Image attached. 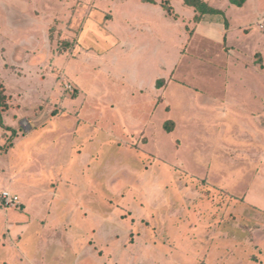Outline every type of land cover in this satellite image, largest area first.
Instances as JSON below:
<instances>
[{
    "label": "rangeland",
    "instance_id": "1",
    "mask_svg": "<svg viewBox=\"0 0 264 264\" xmlns=\"http://www.w3.org/2000/svg\"><path fill=\"white\" fill-rule=\"evenodd\" d=\"M156 1L0 0V264H264V0Z\"/></svg>",
    "mask_w": 264,
    "mask_h": 264
},
{
    "label": "crops",
    "instance_id": "2",
    "mask_svg": "<svg viewBox=\"0 0 264 264\" xmlns=\"http://www.w3.org/2000/svg\"><path fill=\"white\" fill-rule=\"evenodd\" d=\"M204 1H206L210 6H212V7H214L213 6V4H214V2L215 1H219V0H204ZM220 1H223V2H226V0H220ZM229 1V0H228ZM144 2H146V1H144ZM157 2V1H156ZM169 4H170V0H169ZM229 5H231V3L229 2ZM244 5V4H243ZM242 7V6H241ZM240 7V8H241ZM173 8V7H172ZM215 8V7H214ZM218 9H220V8H218ZM173 10H174V12H175V9L173 8ZM222 10V9H221ZM223 12H224V10H222ZM175 14H176V18H180V15H178L176 12H175ZM224 14H225V12H224ZM194 15H195V12H193V14H192V16L190 17L191 19H190V30L188 31V30H186V26H185V30H186V32H187V34H188V38L190 37V35H192V33H194V34H196V32L198 31V29L200 28V26H201V24L204 22V20H205V18L207 17V16H212V14L211 15H204L203 16V18H202V20L201 21H199V22H195L194 20H193V17H194ZM213 16H216V15H213ZM225 17H226V14H225ZM189 19V18H188ZM193 25V26H192ZM226 29H228V27L227 28H225L224 27V25H223V22H222V26H221V32H222V34H223V32H225L226 31ZM219 30V29H218ZM220 31V30H219ZM114 47V46H113ZM113 47H111V49L110 50H104L101 54H99V56L101 57V58H103V57H107V56H109L113 51H114V49L115 48H113ZM86 51V50H85ZM89 52H90V50H88ZM87 51V52H88ZM88 55V54H87ZM78 58V57H77ZM71 59V61H75V60H78V59ZM10 172V173H9ZM9 172H7V174H3V173H1L0 175H2V178L4 179V180H7V183L4 185V187L2 188V191L4 190V189H6V190H9L10 192H12V193H14V194H17L18 195V197H19V200H20V204H19V208L18 209H20L21 210V212H20V215L19 216H15V213H9V214H7V218L5 219V221H4V224H2L1 226H0V229L3 231V233L5 232V240L3 239V241H9V243H10V246L13 248L14 246H13V244H15V242H16V240L15 239H17L18 240V242L19 243H21V239L20 238H25V234H26V232L28 231V230H30L31 229V226H30V224H31V219H33V218H31L30 216L31 215H28L27 214V212H26V210L27 209H30V208H28V206H27V204H25V202H23V200H24V198H26V195L25 196H23L22 194H20V192L18 191V190H15V189H13V187L12 186H14V180H15V176L14 175H11V173H12V171H11V167L9 168ZM26 187H28V186H25L24 188H23V190H26ZM47 188H40V189H37V190H34V192L36 193L35 194V196L39 199V203L38 204H40V199H43V196L44 195H46V196H48V198H46V203L45 204H42V205H45V207H47L48 205H50L51 204V202H52V204H53V200L55 199V200H58L59 201V196H58V194H56V193H53L51 190H46ZM1 191V192H2ZM0 192V193H1ZM66 192H68V191H66ZM48 194V195H47ZM57 197V198H56ZM65 199V198H64ZM64 199H62L61 200V202L62 203H64V204H67V203H69V202H71L70 200L69 201H67L66 199L64 200ZM25 201V200H24ZM73 204H75L76 206H80V205H77L76 204V202L74 201L73 202ZM54 206L57 208V205L56 204H54ZM76 206H74V208H77ZM81 207V206H80ZM11 209H13V208H11ZM38 209L42 212V210H44L45 208H43V207H41V209H40V207H38ZM57 209H60V210H62L61 209V207L60 208H57ZM47 210V209H46ZM56 210V209H55ZM22 212H24V213H22ZM37 213V212H36ZM62 213H66V211H64V210H62ZM64 216L61 214V219L63 218ZM46 220L47 219H44V220H41L39 223H41L42 225H44L45 223H46ZM15 245H17V244H15ZM9 246V247H10ZM21 250H23V248L21 247ZM3 262H5L6 263V261H4L3 260ZM4 263V264H5ZM27 264H28V262H26Z\"/></svg>",
    "mask_w": 264,
    "mask_h": 264
},
{
    "label": "trees",
    "instance_id": "3",
    "mask_svg": "<svg viewBox=\"0 0 264 264\" xmlns=\"http://www.w3.org/2000/svg\"><path fill=\"white\" fill-rule=\"evenodd\" d=\"M142 1L151 2V3H157L156 0H142ZM158 2L167 11L168 14L172 13V16L173 17H177L176 14H175V12H174V10H173V8H172V6L169 3H163V2H161V0L158 1ZM183 2H184V4H186V5H188V6H190V7L193 8V10L195 12V15L193 17V20L195 22L201 21L204 15H211L212 14V15H216V16H221L224 27L225 28L228 27V23H226L225 14H224V12L221 9L214 8V7L210 6L204 0H183ZM229 2L231 4H233V5H235V6L241 7L246 2V0H229ZM73 9H75L74 14L76 13V11H78V13H80V17L81 18L84 17V15L81 13V10L82 9L77 8V3H76V5L74 4V5L71 6V12L73 11ZM111 19L113 20V17ZM55 21H56V19H55ZM55 21H53V22H55ZM57 21L60 22L59 19ZM66 21H69L70 28L73 29V31L78 32V36L76 37V40H75L76 41V44H77L76 46H78L79 44H81V43H79L80 42L79 41V33H80V31L76 28V26H73V22L70 21V18H68ZM64 25H65V23H64ZM58 32H60V29L59 28H58ZM83 47L85 49H88V47L86 45L83 46ZM83 47H81V48L83 49ZM77 57H79V56H77ZM163 84H164V79L163 78H158L156 80V82H155V87L161 88L163 86ZM71 91H73V89ZM3 101H4V94L2 92L1 84H0V106H4V102ZM167 130L168 131L171 130L170 126H167Z\"/></svg>",
    "mask_w": 264,
    "mask_h": 264
},
{
    "label": "built area",
    "instance_id": "4",
    "mask_svg": "<svg viewBox=\"0 0 264 264\" xmlns=\"http://www.w3.org/2000/svg\"><path fill=\"white\" fill-rule=\"evenodd\" d=\"M260 28L264 29V20H262L260 22ZM68 88L70 89V86H68ZM0 203H2V206L5 207H19L20 204V200L17 194H14L12 192H10L9 190H3L0 193Z\"/></svg>",
    "mask_w": 264,
    "mask_h": 264
}]
</instances>
